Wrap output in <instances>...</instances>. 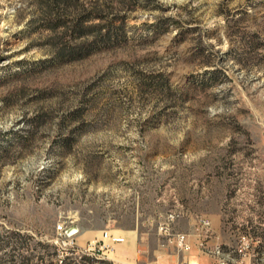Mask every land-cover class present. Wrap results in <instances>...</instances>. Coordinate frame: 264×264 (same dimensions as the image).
I'll use <instances>...</instances> for the list:
<instances>
[{"label": "rangeland", "instance_id": "374dc122", "mask_svg": "<svg viewBox=\"0 0 264 264\" xmlns=\"http://www.w3.org/2000/svg\"><path fill=\"white\" fill-rule=\"evenodd\" d=\"M121 12L117 45L59 62L35 9L0 0V264H215L200 215L230 264H264V0ZM171 211L190 251L159 229Z\"/></svg>", "mask_w": 264, "mask_h": 264}, {"label": "trees", "instance_id": "16d2710c", "mask_svg": "<svg viewBox=\"0 0 264 264\" xmlns=\"http://www.w3.org/2000/svg\"><path fill=\"white\" fill-rule=\"evenodd\" d=\"M136 1L26 0V3L35 9L36 21L42 32L41 43L47 52L55 61L68 62L117 45L126 25L121 9L134 5ZM4 245H12V242L6 240ZM40 245L43 248L51 246L45 241ZM67 259L68 256L61 258L60 264H70ZM19 264H31V259L23 257ZM37 264L56 263L41 256Z\"/></svg>", "mask_w": 264, "mask_h": 264}, {"label": "built area", "instance_id": "2783aa9c", "mask_svg": "<svg viewBox=\"0 0 264 264\" xmlns=\"http://www.w3.org/2000/svg\"><path fill=\"white\" fill-rule=\"evenodd\" d=\"M180 216L179 212L171 211L167 214L164 221L160 223L159 229L163 231L165 235H172L173 240L176 244V247L179 251L185 252L188 251L191 247V243L188 238V234L184 232H176L175 234L171 233L170 225ZM197 224L198 228L200 230L199 236H200V242L199 247L200 250L211 256L214 259L215 264H230V262L233 260V256L231 252L233 249H227L225 250L220 244H210V236L212 235V226H211V220L204 215H200L197 217ZM56 231L61 235H67L71 234L70 229L68 230L63 223H58L56 225ZM102 235L104 238H110L112 241H120L121 236L118 235L116 232L103 230ZM241 243L240 245L234 249V251L237 252L240 260H243V258L247 256L254 255V252L251 253L252 246L250 244L251 241L254 239L248 235V234H242L240 236ZM108 244H98V249L106 248ZM94 249V248H93ZM183 264H188L185 260L182 262Z\"/></svg>", "mask_w": 264, "mask_h": 264}, {"label": "crops", "instance_id": "0c3cea01", "mask_svg": "<svg viewBox=\"0 0 264 264\" xmlns=\"http://www.w3.org/2000/svg\"><path fill=\"white\" fill-rule=\"evenodd\" d=\"M213 230H212V235L210 236V240H209V243H211V241L213 240L214 242L212 244H219L218 240H220V232L217 230H215V236L213 235ZM126 238V236H125ZM130 247H132L133 249L135 248V242L134 241H131L129 242L128 244ZM192 249V247H190V249L188 251H190ZM187 252V251H185ZM202 252V251H201ZM203 253V252H202ZM205 254V253H203ZM186 258V256H184ZM247 258V257H246ZM250 258V257H249ZM195 264H199V263H195Z\"/></svg>", "mask_w": 264, "mask_h": 264}, {"label": "bare ground", "instance_id": "6f19581e", "mask_svg": "<svg viewBox=\"0 0 264 264\" xmlns=\"http://www.w3.org/2000/svg\"><path fill=\"white\" fill-rule=\"evenodd\" d=\"M121 237H122V238H121V240H120V241H123L125 237H124V236H121Z\"/></svg>", "mask_w": 264, "mask_h": 264}, {"label": "water", "instance_id": "95a60500", "mask_svg": "<svg viewBox=\"0 0 264 264\" xmlns=\"http://www.w3.org/2000/svg\"><path fill=\"white\" fill-rule=\"evenodd\" d=\"M73 232V230H70V233H72Z\"/></svg>", "mask_w": 264, "mask_h": 264}]
</instances>
